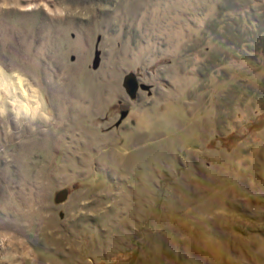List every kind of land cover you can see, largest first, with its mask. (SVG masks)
I'll return each mask as SVG.
<instances>
[{
    "label": "rangeland",
    "instance_id": "1",
    "mask_svg": "<svg viewBox=\"0 0 264 264\" xmlns=\"http://www.w3.org/2000/svg\"><path fill=\"white\" fill-rule=\"evenodd\" d=\"M0 67V264H264V0H0Z\"/></svg>",
    "mask_w": 264,
    "mask_h": 264
},
{
    "label": "bare ground",
    "instance_id": "2",
    "mask_svg": "<svg viewBox=\"0 0 264 264\" xmlns=\"http://www.w3.org/2000/svg\"><path fill=\"white\" fill-rule=\"evenodd\" d=\"M22 80H24V79H22L20 76H15L13 74H7L0 67V95L2 94V91L7 92L8 97L10 98L9 102L11 103V105H13L15 107L17 112H22V113L29 112L32 114V113H34V110L36 107L28 104L25 101L20 100L18 98L19 96H17V91H19L23 95L27 96L29 99L35 101V99H33L35 97V94L33 92H31L34 90H31V91L29 89L27 90L23 86ZM14 244L17 245L16 249L20 250L21 258L23 260L27 259V251L25 250L23 245L20 246V245H18V243H14Z\"/></svg>",
    "mask_w": 264,
    "mask_h": 264
},
{
    "label": "water",
    "instance_id": "3",
    "mask_svg": "<svg viewBox=\"0 0 264 264\" xmlns=\"http://www.w3.org/2000/svg\"><path fill=\"white\" fill-rule=\"evenodd\" d=\"M122 84L129 98L134 99L137 96L139 88V81L135 73L131 72L126 74L123 78ZM65 198L66 192L61 190L56 194L55 201L62 202Z\"/></svg>",
    "mask_w": 264,
    "mask_h": 264
}]
</instances>
